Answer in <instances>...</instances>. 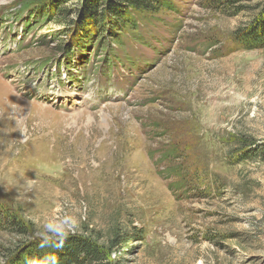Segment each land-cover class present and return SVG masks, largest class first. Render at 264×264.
<instances>
[{
    "label": "rangeland",
    "instance_id": "1",
    "mask_svg": "<svg viewBox=\"0 0 264 264\" xmlns=\"http://www.w3.org/2000/svg\"><path fill=\"white\" fill-rule=\"evenodd\" d=\"M111 5L0 0V206L28 230L0 264L72 235L108 264H264V46L232 38L264 0Z\"/></svg>",
    "mask_w": 264,
    "mask_h": 264
},
{
    "label": "trees",
    "instance_id": "2",
    "mask_svg": "<svg viewBox=\"0 0 264 264\" xmlns=\"http://www.w3.org/2000/svg\"><path fill=\"white\" fill-rule=\"evenodd\" d=\"M36 2L41 0H35ZM63 1V0H61ZM163 0H112L113 6L108 14L122 25L130 21L132 12H153L159 10ZM95 9V1L91 3L89 11ZM100 21H105L107 15L100 13ZM100 25V32L103 31ZM233 42L238 48L252 49L264 46V24L257 22L244 29H239L233 34ZM23 220L11 209L0 206V229L12 230L16 234L24 235L27 227ZM53 241V240H50ZM115 241V240H113ZM41 247V239L20 241L10 254L7 255L6 264H28L32 258L43 260L54 256L56 264H108L111 262V250L98 244L89 236H68L62 240V246H55L61 241H53ZM110 246H115V243ZM51 264V262H50Z\"/></svg>",
    "mask_w": 264,
    "mask_h": 264
},
{
    "label": "clouds",
    "instance_id": "3",
    "mask_svg": "<svg viewBox=\"0 0 264 264\" xmlns=\"http://www.w3.org/2000/svg\"><path fill=\"white\" fill-rule=\"evenodd\" d=\"M49 243H54L53 241H50L47 236H44L41 239V247H44L48 245ZM55 246L60 247L62 246V240L60 243H56ZM56 264L55 257L54 256H48L43 258V260L37 259V258H32L28 261V264Z\"/></svg>",
    "mask_w": 264,
    "mask_h": 264
}]
</instances>
